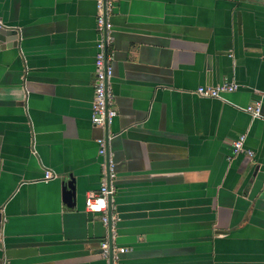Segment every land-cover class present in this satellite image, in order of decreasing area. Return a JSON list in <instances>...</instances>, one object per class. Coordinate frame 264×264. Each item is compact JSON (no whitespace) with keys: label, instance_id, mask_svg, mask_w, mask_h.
Instances as JSON below:
<instances>
[{"label":"crops","instance_id":"0c3cea01","mask_svg":"<svg viewBox=\"0 0 264 264\" xmlns=\"http://www.w3.org/2000/svg\"><path fill=\"white\" fill-rule=\"evenodd\" d=\"M97 1L0 0L19 31L0 42V243L36 251L0 264H109L86 209L108 134L118 264H264V0H106L108 132L92 123ZM223 83L239 89L197 95Z\"/></svg>","mask_w":264,"mask_h":264},{"label":"built area","instance_id":"2783aa9c","mask_svg":"<svg viewBox=\"0 0 264 264\" xmlns=\"http://www.w3.org/2000/svg\"><path fill=\"white\" fill-rule=\"evenodd\" d=\"M113 4L106 0L97 1V35L98 41L96 43L97 56L95 62V82H94V101L92 104V123L95 127L105 128L106 124L111 125L114 119L118 116V111L115 106V96L112 92L111 79L113 77V69L110 66L112 60L109 47L113 42L111 36L112 25L109 21V12L112 11ZM108 49V53L106 50ZM239 89V85L235 83H223L218 87H201L197 91V95L208 99H219L225 93L236 92ZM247 111L254 117L260 118L261 106L256 104L254 107H250ZM245 136L240 137L233 143V152L238 155L245 153ZM99 154L102 157L106 155V140L99 139ZM249 157L253 156L252 152H247ZM102 180L101 188L98 192L90 193L87 197V211L101 215L102 221L108 224V208L109 197H113L116 189L113 182L116 179L115 168L110 164L109 178L106 171ZM53 178L52 173H48L46 179ZM108 180L111 181V186L108 187ZM104 256L109 255V245L104 244ZM126 249L114 250V264H118V254H124Z\"/></svg>","mask_w":264,"mask_h":264},{"label":"water","instance_id":"95a60500","mask_svg":"<svg viewBox=\"0 0 264 264\" xmlns=\"http://www.w3.org/2000/svg\"><path fill=\"white\" fill-rule=\"evenodd\" d=\"M0 42H13V47L18 46L19 42V31L15 28L5 27L4 25L0 24ZM108 53V49L106 50ZM105 129L107 132L109 131V125L106 124ZM109 134L106 138V171L109 178V168H110V156L108 151V141H109ZM111 186V181L108 180V187ZM113 197H109V208H108V227L110 231V239H109V264H114V245H113V235H112V228H113ZM2 235V214L0 213V239ZM0 249L4 250L5 256L7 259H24L29 256H32L36 253L33 249H4L3 243H0Z\"/></svg>","mask_w":264,"mask_h":264}]
</instances>
